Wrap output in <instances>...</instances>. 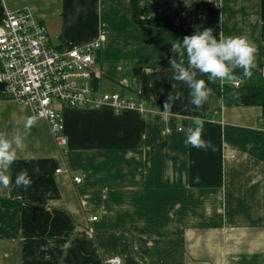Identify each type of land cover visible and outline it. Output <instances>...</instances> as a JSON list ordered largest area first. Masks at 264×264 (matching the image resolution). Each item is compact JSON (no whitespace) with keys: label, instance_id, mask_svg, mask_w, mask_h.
<instances>
[{"label":"crops","instance_id":"crops-1","mask_svg":"<svg viewBox=\"0 0 264 264\" xmlns=\"http://www.w3.org/2000/svg\"><path fill=\"white\" fill-rule=\"evenodd\" d=\"M23 9L59 50L101 40L91 88L118 86L146 111H67L63 150L38 118L10 168L12 184L0 185V264H103L107 256L124 264H264L262 107L221 98L207 85L211 95L196 109L188 86L172 78V44L182 39L170 27L135 23L132 0H0V19ZM138 11L143 19L171 18L188 35L211 28L217 38L248 36L257 66L251 79L235 73L242 87L264 85V0H138ZM31 115L28 104L0 99V131H24ZM195 116L215 151L185 143L182 129ZM21 169L33 180L26 191L14 184Z\"/></svg>","mask_w":264,"mask_h":264},{"label":"built area","instance_id":"built-area-1","mask_svg":"<svg viewBox=\"0 0 264 264\" xmlns=\"http://www.w3.org/2000/svg\"><path fill=\"white\" fill-rule=\"evenodd\" d=\"M102 49L101 40L59 50L51 43L47 27L28 9L7 11L0 19V99L28 104L34 115L47 121L60 150L67 145L64 113L70 110L115 112L146 111L145 104L118 92L96 93L90 80ZM234 87H240L237 81ZM62 169H58L60 173ZM80 184L82 178L74 177ZM97 217L88 220L90 223ZM103 264H124L119 256L103 258Z\"/></svg>","mask_w":264,"mask_h":264},{"label":"clouds","instance_id":"clouds-1","mask_svg":"<svg viewBox=\"0 0 264 264\" xmlns=\"http://www.w3.org/2000/svg\"><path fill=\"white\" fill-rule=\"evenodd\" d=\"M171 52L175 55L169 59L173 70V79L183 82L190 89V103L196 109L201 108L209 99L211 89L207 87L204 79H198V74L207 76L208 81L221 84H232L241 77L235 73L236 69H242V77L251 79L253 69L256 68V45L246 35L225 36L222 32L219 38L213 35V29L206 28L203 31L195 32L192 35H185L182 41L172 44ZM176 56H179V61ZM185 56L187 64H185ZM181 93L169 94L163 108L164 113H171L174 102L180 100ZM38 122L37 115L27 116L23 119V129H17L15 133L0 131V185L9 188L12 184L10 175L11 166L19 158V154L25 148V140L31 128ZM204 120L199 116L192 118V123L186 129L185 143L197 149L215 151V146L211 140L203 138ZM251 149L252 144L246 145ZM33 172L39 174L41 169L37 164ZM197 182L199 177L196 178ZM33 180L27 169H21L15 176L14 184L16 188H23L25 191L32 186ZM48 195H51L49 192ZM48 247H55L53 240L47 242ZM71 246V237L68 242L61 245V251L67 255V250Z\"/></svg>","mask_w":264,"mask_h":264},{"label":"trees","instance_id":"trees-1","mask_svg":"<svg viewBox=\"0 0 264 264\" xmlns=\"http://www.w3.org/2000/svg\"><path fill=\"white\" fill-rule=\"evenodd\" d=\"M133 3V19L137 24H147L154 26H165L170 27L176 36L180 39H183L185 35H188L180 26H178L171 18L164 19H143L140 17L138 11V0H132ZM264 36V32H263ZM206 81V85L211 86L215 93L219 97L229 98V97H238L243 105H258L261 106L264 113V85L263 86H249V87H234L230 85L221 84L219 81L212 83L208 81L207 76L203 78ZM5 203H11L5 201Z\"/></svg>","mask_w":264,"mask_h":264},{"label":"rangeland","instance_id":"rangeland-1","mask_svg":"<svg viewBox=\"0 0 264 264\" xmlns=\"http://www.w3.org/2000/svg\"><path fill=\"white\" fill-rule=\"evenodd\" d=\"M113 86H114V85H113ZM120 90H121V89H120L118 86H115L113 92H118V93H120V92H119ZM65 147H66V146H65Z\"/></svg>","mask_w":264,"mask_h":264}]
</instances>
